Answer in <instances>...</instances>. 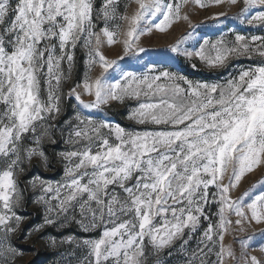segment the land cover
Segmentation results:
<instances>
[{
  "label": "snow or ice",
  "instance_id": "obj_1",
  "mask_svg": "<svg viewBox=\"0 0 264 264\" xmlns=\"http://www.w3.org/2000/svg\"><path fill=\"white\" fill-rule=\"evenodd\" d=\"M191 2L209 12L199 23L183 13L189 0H135L131 16V0H102L99 8L95 0H0V264H14L22 255L12 242L24 219L15 211L23 202L18 172L34 157L47 166L41 145L45 139L55 144L57 132L70 146L59 153L66 162L64 180L31 182L41 191L34 203L44 209V223L33 231L58 221L60 228L74 222L85 232L102 228L99 239L49 238L53 248L82 249L79 257L75 249L64 253L60 264H149L150 256L163 264L159 254L177 241L174 251L183 264H224L237 259L223 243L225 233L264 225V179L231 195L264 166V63L240 67L223 83L193 81L183 69L173 70L181 57L193 70V57L209 69L226 68L233 58H264V37L248 38L232 26L264 25V0H243L231 17L211 9L241 0ZM94 17L104 21L99 31ZM115 21L127 23L122 42L121 23H110ZM180 21L188 30L174 43L162 49L142 45V37L167 33ZM228 34L234 41L225 40ZM104 43H121L122 54L109 58ZM78 45L86 71L66 93L78 104L73 119L58 127L62 88ZM97 66L101 72L92 79ZM81 86L91 101L82 99ZM126 100L137 102L129 119L158 127L126 131L100 115L110 102ZM198 232L197 248L189 251ZM257 236L264 253V227L238 240L245 264H264L249 252Z\"/></svg>",
  "mask_w": 264,
  "mask_h": 264
},
{
  "label": "rangeland",
  "instance_id": "obj_2",
  "mask_svg": "<svg viewBox=\"0 0 264 264\" xmlns=\"http://www.w3.org/2000/svg\"><path fill=\"white\" fill-rule=\"evenodd\" d=\"M124 2L125 0H121L122 4ZM101 3L102 0H95V7L99 8ZM13 4H15V0H13ZM242 7L243 0H241V2L236 5H231L230 3L225 2L218 7L212 8L211 12H227L231 17L239 13ZM136 8L137 5L135 3V0H131V3L127 8V14L131 16L135 12ZM119 11L123 13L124 8L121 6ZM183 13L189 14L193 23H199L200 21L204 20L205 17L209 14L207 10L200 9L198 6H195L191 2V0H189V3L184 7ZM94 22L97 24L96 31H99L104 26L103 19L96 20L94 17ZM110 23H121V32L119 39L122 42L125 38L124 33L127 30V23L119 21ZM232 26L236 28V31L239 34L244 35L248 38H250L251 36L264 37V25L253 26L246 24L237 26L236 24H233ZM187 30V24L184 21H180L177 24L173 25V27L167 33L154 32L150 36L142 37L141 43L143 46L149 47L151 49L166 48L168 45L174 43L175 40H177ZM0 31H2V29H0ZM212 38L215 39L216 37L212 36ZM224 38L226 41L232 42L234 41L235 36L234 34H228ZM101 39L102 41H104L106 38L101 36ZM101 50L109 58L115 59L118 55L122 54V44L116 43L112 46H107V44L104 43L102 44ZM85 61V51L78 45L75 55V65L72 70V76L67 81V83L63 85L62 88L63 93H65V95L62 96L61 100L62 112L54 121V123L58 127H66L64 125V121L72 120L75 115L78 102L74 97H68L66 93L77 83H82L86 71ZM192 63H196L197 65V68L195 70L188 67V62L185 61L183 57H181L179 58V60L174 62L175 67L173 70L183 69V74L193 81L223 83L225 81V78L229 76V74H238L240 67L247 68L257 66L261 63H264V58H261L259 56H253L252 58H233L228 61V66L226 68L218 69L207 68L205 65L201 64L195 57H193ZM62 66L66 70V65ZM100 72V67H95L91 72L92 79H95L97 76H99ZM77 91L81 93V97L85 101H91L93 99L92 96L85 94L82 86L80 88H77ZM136 105L137 102L132 100H126L123 104L112 101L109 103V105L105 106L103 113H101L100 115L107 117L114 124H119L126 131H144L146 129L150 130L158 127L154 125H141L138 124L135 120L129 119L128 117L130 115V112L136 107ZM84 114H88V110H85ZM53 139L56 140L55 144L45 139V141L41 145L42 150H44L45 154L48 156L47 166H45L40 158L34 157L30 163H25L22 165L24 171L18 172V175L16 177L19 189L23 196V202L22 206L16 208L15 211L17 212V215L23 217L24 219L20 225L19 230L12 235L13 244L22 253V255H19L15 259L14 264H60L64 253L71 252L73 249H75L76 255L79 257L82 255V249L76 248V246L72 244L62 245L59 243L55 248H53L49 245V238H55L57 242H59L67 236H73L77 240L82 241L84 239H99L102 233V228H97L95 230L85 232L80 229L79 226L74 222L71 224H67L63 228H60L59 221L53 226H46L41 231H33V229H35L38 225L44 223V209L42 205L34 203V200L41 194V191L39 185L35 189H33L31 186V182L37 178L50 183H58L64 180V164L66 162L61 159L59 153L69 150L70 146L64 143L66 135L64 137H61L59 132L55 134ZM261 179H264V166H261L254 170L252 173L248 174L242 180L240 186L236 190H234L231 195L233 196V198L240 196L254 182H257ZM224 182H228L227 176L224 177ZM50 195L51 194H49V196ZM53 204H55V201H53ZM215 212L216 206L213 205L209 214L212 216L214 222L216 220V217L214 216ZM77 219H79L78 216ZM233 219H235V217H233ZM206 226L207 222H203L201 230ZM258 227H264V225L253 226L252 228L248 229V233L258 230ZM29 232L32 233L30 237L26 235ZM248 233L237 234L233 231L225 233L223 243L226 247L229 245L232 246L233 250L236 253L237 259L228 258L225 260L224 264H237V260L239 261V264H245L244 254L241 251L238 240L242 237H245ZM198 236L199 232L193 236V239L191 241H189V251L197 248ZM180 243V241H177L173 246V249H165L159 254V258L162 260L163 264H183L182 255L177 254L174 251L175 248H178ZM261 246L262 244L260 242V238L257 236L256 241L253 242L252 248L249 249L250 254L255 255L258 259H264V253L260 251ZM169 251H173V256L170 257L168 255ZM205 251H207V249H205ZM215 259L216 257L214 255L208 257L209 261H214ZM68 260L72 261L73 258L69 256ZM149 264H155L154 257H149Z\"/></svg>",
  "mask_w": 264,
  "mask_h": 264
}]
</instances>
